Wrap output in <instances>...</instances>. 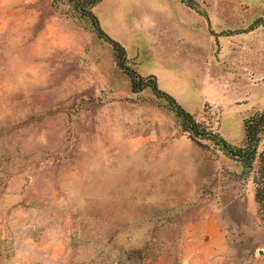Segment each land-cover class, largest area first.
I'll return each instance as SVG.
<instances>
[{
    "label": "rangeland",
    "instance_id": "374dc122",
    "mask_svg": "<svg viewBox=\"0 0 264 264\" xmlns=\"http://www.w3.org/2000/svg\"><path fill=\"white\" fill-rule=\"evenodd\" d=\"M141 1L155 18L139 31ZM155 1L102 0L97 11H113L94 13L129 69L156 71L197 123L242 146L244 119L264 111V0H217L232 12L212 15L217 37L194 10L207 27L188 20L198 37L189 69L185 55L160 64L156 43H179L167 22L187 19ZM63 5L0 0V264H264L260 158L245 172L210 141L196 144L151 89L131 92L113 47ZM210 33L217 49L203 70Z\"/></svg>",
    "mask_w": 264,
    "mask_h": 264
},
{
    "label": "trees",
    "instance_id": "16d2710c",
    "mask_svg": "<svg viewBox=\"0 0 264 264\" xmlns=\"http://www.w3.org/2000/svg\"><path fill=\"white\" fill-rule=\"evenodd\" d=\"M101 1L102 0H51V5L58 10L62 9L64 6L63 4L65 3L71 6V9L79 17L89 19L97 36L113 47L117 66L130 78L131 92L139 93L146 88L151 89L157 98L165 101L166 109L173 113L181 131L187 134L189 138L210 141L226 156L240 163L245 172H250L253 169L254 162L257 158H260L261 165L259 167V171L257 172L259 177L255 179L256 187L254 196L256 203L261 206V215L262 220L264 221V111L258 112L244 119V144L240 147L231 146L219 134L212 131L210 132L206 128L202 127L196 122L193 115L185 111L173 97L159 89L156 78L153 75L143 77L126 66L127 57L125 49L119 43L111 40L104 34L93 11ZM180 1L189 8L203 14L205 17L207 16L198 9L194 0ZM252 30L253 27L250 26L247 30L238 32L246 33ZM261 144H263V148L259 150Z\"/></svg>",
    "mask_w": 264,
    "mask_h": 264
},
{
    "label": "crops",
    "instance_id": "0c3cea01",
    "mask_svg": "<svg viewBox=\"0 0 264 264\" xmlns=\"http://www.w3.org/2000/svg\"><path fill=\"white\" fill-rule=\"evenodd\" d=\"M198 5L199 4H202L204 7L207 8V11L203 8V10H205L204 12L206 13L207 15V18H208V26L210 29H212L211 33L214 34L216 37V28H212L211 24L214 23V19L212 17V15L214 14L215 15V18L217 20H220L221 21V18L222 16L223 17H230L232 16V12L229 10V9H224V10H221V11H216V9L214 8H217L219 7V3L217 4V0H194ZM156 2V1H155ZM157 5L159 6H165V7H171L172 4L171 3H174V5L176 6V14L177 15H184V17L187 19V24L186 26H181L180 24H176V22H173V20H169V22H167L168 24H171V25H167L166 28L164 29V33H168L170 32V29L171 30H174V36L175 39L179 42L178 43V46L171 43V44H168V43H165L163 44L162 41H158L156 43V54L157 55H163L166 57L165 60H163L160 64L162 65H166L167 62L171 61L173 59L174 56H177V59L178 61L181 59L180 56H186L185 59L183 58L181 60V63L183 64H187L189 62V67L188 69L190 68V53H195V51H197L198 49V46L195 45V42L198 40V37L196 38V41H195V36H196V33H193L191 30H190V21L188 20H192V19H196L197 21L199 20H202V26L203 28L205 29L207 27L206 25V21L203 17H201L199 14H197L194 10L186 7L185 5L183 4H179L177 1L175 0H164L162 2H156ZM100 5V4H99ZM99 5L94 8V12H96V15H98V18L99 20H102L104 18H106L107 16V12L110 11L112 12L113 11V8L115 7L113 5V7L111 6H108L109 8H107V5H105L106 9H103L101 8V10L97 11ZM227 5V4H226ZM225 5V6H226ZM150 6H153V4L150 2V1H141L140 3V6L139 8H135L134 9V15L138 17V19L140 20V22L144 25L138 27L137 26V29L140 31V30H143V29H146L147 27H145V24H146V21L147 19H150V24L153 22V18H155V15L152 13V11L149 9ZM201 8L202 6L199 5ZM109 14V12H108ZM170 14H171V11L170 10H166L165 11V14H164V18L166 19H169L170 18ZM97 17V16H96ZM97 18V19H98ZM112 20L114 21H117L114 17V15L111 17ZM106 22H110V20L106 19L105 20ZM104 20L101 21V23H104L105 22ZM118 22V21H117ZM220 25V23H219ZM149 29V28H147ZM220 29V28H218ZM157 30V29H156ZM158 31V30H157ZM159 32V31H158ZM210 34H208V38L205 36V34H202V39L203 40H206L207 38V44L205 45L206 47L203 49L202 48V56L203 57V62L204 63V68L203 70H207L209 69L212 64L214 63V59H215V53H216V45H217V39H215V37H211ZM219 37V36H218ZM216 41V42H215ZM197 44H198V41H197ZM124 48V47H123ZM201 48H199L200 50ZM126 52V50H125ZM154 54L155 52L152 51ZM139 51L136 50L135 51V54L133 53L132 56H134L133 58H135L137 55H138ZM151 55H153L152 53H149ZM155 54V55H156ZM126 55H127V52H126ZM127 57L129 58V56L127 55ZM214 57V59H213ZM197 58H192V61L191 62H197ZM159 63V62H158ZM159 64V65H160ZM156 71H149V74H154ZM157 83H158V79L156 80ZM150 165V164H148ZM156 166H169L168 164H161V163H157L155 164Z\"/></svg>",
    "mask_w": 264,
    "mask_h": 264
},
{
    "label": "water",
    "instance_id": "95a60500",
    "mask_svg": "<svg viewBox=\"0 0 264 264\" xmlns=\"http://www.w3.org/2000/svg\"><path fill=\"white\" fill-rule=\"evenodd\" d=\"M196 144H198V145H201L199 142H197L196 140H193Z\"/></svg>",
    "mask_w": 264,
    "mask_h": 264
}]
</instances>
